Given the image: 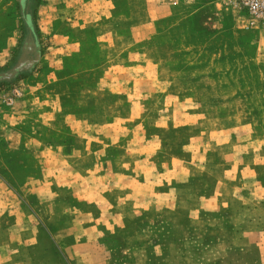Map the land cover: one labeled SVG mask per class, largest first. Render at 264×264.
Instances as JSON below:
<instances>
[{
	"label": "rangeland",
	"instance_id": "obj_1",
	"mask_svg": "<svg viewBox=\"0 0 264 264\" xmlns=\"http://www.w3.org/2000/svg\"><path fill=\"white\" fill-rule=\"evenodd\" d=\"M78 1L0 0V86H21L26 94L24 100H34L40 105L49 101L54 108L60 103L61 115L57 113L49 122L50 136L57 143L59 138L66 139L69 145L71 130L76 128L84 132L86 120H113L114 114L104 105L119 95H110L101 89L109 82L103 79L107 72L112 74L121 70L124 64H129L118 56L128 57L130 54V57L137 58L138 53L146 51V58L152 62L150 76L156 71V63H159V72L162 71V62L182 70L181 78L172 74L169 67L162 71L165 76L176 78L173 80L179 93L174 95L173 101L171 96L134 94V101L144 105L140 117H147L152 123L162 117L172 119L174 105L178 119L175 125L171 123L167 128L150 126V137L142 159L137 157L138 163L133 164L131 174L136 181L134 196L140 195L149 201L159 196L170 197L174 193L173 196L179 199L175 208L167 209L161 216L155 217L147 210L138 217L119 219L114 217L112 197L105 185L83 177L79 180L82 185L76 190L74 200L78 208L86 211L87 215L81 217L86 235L76 239L69 237L63 246L68 248L75 242L93 246L98 242L104 250L106 264H205L208 259L211 263L207 264H264V223L251 238H240L232 226L230 206L232 201L240 204L239 200L231 199V203L219 207L220 212H208V217H199V221L197 217H190V197L202 193L216 195L213 187L217 185L218 173L223 175L224 166H220L218 171V165L214 163L218 159L211 156L206 175L198 176L201 169L197 168L191 176L190 164L202 161L203 157L190 156V150L186 148L190 126L177 125L179 121L189 119L199 122L206 114L212 117L218 111L214 108L220 99L227 104L226 116L229 117V110L234 107L230 104L236 96H242L243 116L247 120L252 119L257 130L264 131V29L247 28L246 13L235 9L227 0H205L209 12L194 19L201 30L190 31V0H179L172 9L174 15L158 23V33L155 29L150 30L151 39L125 50L124 46L116 43L102 45L98 26L82 30V11ZM139 1L130 0L125 9H135ZM198 1L194 3L202 6V1ZM121 3L122 0H110L108 4H100L98 13L109 20L116 10L123 9ZM89 24H99V21ZM105 31L111 36L114 34L113 29ZM136 32L146 36V32ZM160 41H168V45L159 46L156 51L155 46ZM218 74L224 77L220 84L218 80L215 82L216 76L212 77ZM207 75L211 77L208 79ZM203 77L205 80L200 81ZM208 84L210 92L200 91L202 85ZM29 92L34 98L28 96ZM142 117L130 124L122 120L110 122L112 126H108L107 132L112 136L110 143L93 145V149L99 150L101 163H106L112 156L117 157L127 147H134L138 142L135 133ZM59 118L70 127L65 132H59ZM236 125L235 122L229 123L231 129ZM232 148L233 143H230L220 148L213 146L210 150L229 151ZM55 161L57 166V159ZM13 164L15 159H10L9 169L3 173L5 182L16 181L15 170L18 167L16 164L12 167ZM25 164L28 165L27 171L40 167L37 159L30 162L27 159ZM229 169L226 168L228 176L239 175L235 169ZM203 185L211 190H201ZM5 191L2 200L6 206L3 205L2 209L11 213L7 217H12L16 196ZM227 193L229 195L230 191ZM218 213L223 215L221 226L227 229V252L214 261L213 258L218 256L216 249L201 252L200 248L203 243L213 242L217 234L213 230L218 223ZM202 219L206 224L204 232L200 230L204 224ZM249 243L252 245L247 246ZM43 244L50 247L52 261L73 263L68 255L58 254L59 244L53 237L44 241L37 238L33 245ZM92 254L91 251L86 260H96L94 254L90 258Z\"/></svg>",
	"mask_w": 264,
	"mask_h": 264
},
{
	"label": "crops",
	"instance_id": "obj_2",
	"mask_svg": "<svg viewBox=\"0 0 264 264\" xmlns=\"http://www.w3.org/2000/svg\"><path fill=\"white\" fill-rule=\"evenodd\" d=\"M109 1H78V7L82 11L80 25L84 31L98 26L102 45L116 43L124 46L125 50L151 39L150 30L155 29V33H158V23L174 15L172 9L179 2V0H140L135 9L128 10L125 7L130 0H122L123 9L116 10L112 18L107 20L98 13V8L100 4H108ZM201 1L202 6H199L194 3L196 0H190V31L201 30L194 19L209 12L208 4L205 5V0ZM94 21H99V24H89ZM172 21L176 22L174 19ZM107 28L114 30L112 36L105 31ZM137 30L146 32V36L140 33L138 36ZM173 44L171 42V45ZM166 45L168 41H160L155 49L158 51L159 46ZM146 55H148L146 51L142 54L138 53L137 58L130 57V54L128 57L120 55L118 59L122 57V61L129 64H124L121 70L114 71L112 74L111 72L105 74L103 79L109 82L103 85L101 91L110 95H119L117 99L104 105V108L114 114L112 121L122 120L130 124L142 117H140V110H143L144 105L142 102L137 104L134 101V94L147 96L149 93L162 95L165 98L171 96L173 101L174 95L179 93L173 80L176 78L165 76L162 71L169 67L173 71L172 74L181 78L182 70H176L171 65L166 66L161 61V73L157 70L159 63H156L154 64L156 71L153 76H150L152 62L146 58ZM207 76L208 79L211 77ZM212 77H215V82L218 80V84L222 83L221 78H224L222 74ZM203 80L205 77L200 81ZM192 83L196 82L192 81ZM200 91L210 92L209 84L202 85ZM25 95L12 106H0V264H66L59 260L52 261V251L48 245H33L37 238H42L44 241L45 238L51 237L59 244L58 254L68 255L73 260L72 264H106L104 250L98 242L93 246L84 242L80 244L75 242L68 248L63 246L69 237L76 239L86 235V229L81 220V217L87 215L86 211L78 208L74 200L76 190L79 189V185H82L79 180L83 177L92 179L99 185H105L112 197L114 217L119 219L138 217L147 210L157 217L167 209L175 208L179 198L173 196L174 193L170 197L159 196L149 201L140 195L134 196L133 189L136 181L131 175L134 169L133 164L138 163L137 157L142 159L144 147L150 137V126L167 128L176 124L178 118L174 105L172 119L162 117L152 123L146 119L147 117H142L135 133L138 136V142L134 143V147H125L126 149L124 148L125 150L117 157L112 156L106 163H101L99 150L93 149V145L107 144L108 141L110 143L112 136L107 132L108 126H112L110 124L112 121L103 118L88 119L84 132L76 128L70 129L69 145L66 144V139L59 138L57 143L50 136L51 123L49 122L54 120L53 117L57 113L58 116L61 115V104H56L57 107L54 108L49 101L40 105L34 100H24ZM28 96L34 98L32 92H29ZM234 99L236 100L230 104L234 107L229 110L231 115L229 117L226 116L227 104L222 103L220 99L216 102V109L214 108L218 111L212 117L206 114L199 122L189 119L185 122L179 121L177 125L190 126V140L186 148L190 150V156L203 157L202 161L198 160L190 164L191 176L194 175V169L200 168L201 173L198 176L204 177L210 169L208 167L211 161L208 159L211 156L218 159L214 161L218 165V171L221 170L220 166H224L223 175L218 173L217 185L213 187V190L216 189V195L208 196L202 193L190 197V204H192L190 217H197L196 220L199 221V217H208V212H220L221 205L225 206L235 198L240 201V204L232 201L230 206V217H233L232 226L240 238L248 236L251 238L253 233L261 230L259 226L264 223V131L257 130L252 119L247 120L243 116L242 96H236ZM60 119H58L59 132H65L70 127L63 119L60 122ZM230 122H235L236 128L231 129ZM230 143H233V148L229 151L210 150L213 146L220 148ZM55 153L56 155H52ZM10 159H15L16 167H18L15 170L17 174L16 177L14 176L15 183L5 182L3 176L5 170L9 169ZM27 159L29 162L37 159L40 167L35 166L27 171L28 165L25 164ZM56 159L57 166L54 165ZM67 164H69L68 167ZM227 167L235 169L239 175L228 176L230 169L226 171ZM208 188L203 185L201 190L208 191ZM5 190L16 196V207L13 211L15 213L12 217H7L11 213H6V210L2 209L4 205L2 193L6 192ZM228 191H230V197H228ZM216 203H218L217 206ZM221 217L223 215L218 213V226L216 224V229L213 230L217 234L213 242L203 243L200 248L201 252L216 249L218 256L213 258L214 261L227 252V229L221 226ZM201 221L205 222L204 219ZM205 226L204 223L200 229L202 232L206 230ZM91 251L96 260L93 254L90 256L93 260H86ZM210 261L211 259H208L206 262L211 263ZM206 262L204 263L207 264Z\"/></svg>",
	"mask_w": 264,
	"mask_h": 264
},
{
	"label": "built area",
	"instance_id": "obj_3",
	"mask_svg": "<svg viewBox=\"0 0 264 264\" xmlns=\"http://www.w3.org/2000/svg\"><path fill=\"white\" fill-rule=\"evenodd\" d=\"M231 6L244 11L247 17V28L264 29V0H227ZM24 95L21 86H0V106H12Z\"/></svg>",
	"mask_w": 264,
	"mask_h": 264
}]
</instances>
